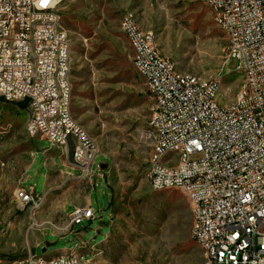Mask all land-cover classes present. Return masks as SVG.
Wrapping results in <instances>:
<instances>
[{
  "label": "rangeland",
  "instance_id": "1",
  "mask_svg": "<svg viewBox=\"0 0 264 264\" xmlns=\"http://www.w3.org/2000/svg\"><path fill=\"white\" fill-rule=\"evenodd\" d=\"M127 11L143 29L154 31L180 73L204 79L219 75L222 103L231 101L241 86L238 62L226 55V36L211 7L201 0H65L62 24L72 42V114L99 145L96 161L105 164L96 169L97 185L91 191L96 218L75 227L81 236L69 232L63 214L69 182L64 177L48 178L46 196L36 211L21 204L15 192L24 174L25 187L37 184V192H43V153L32 158L36 144L40 149L51 144L47 139L37 143L27 132V107L0 100V264L33 251L51 258L75 247L79 237L95 246L88 253L78 249L86 259L94 256L92 264L204 262L190 232L188 196L180 188L153 190L145 177L151 151L144 136L150 98L121 28ZM73 184L72 198L82 204L83 187L89 183L82 178ZM70 209L67 206L66 212Z\"/></svg>",
  "mask_w": 264,
  "mask_h": 264
},
{
  "label": "built area",
  "instance_id": "2",
  "mask_svg": "<svg viewBox=\"0 0 264 264\" xmlns=\"http://www.w3.org/2000/svg\"><path fill=\"white\" fill-rule=\"evenodd\" d=\"M65 0H0V100L27 101L33 135L37 128L53 133L48 140L64 148L62 126L81 130L72 162L80 177L97 185L96 158L100 148L89 132L71 121L73 83L71 52H66L67 30L57 35L53 20L63 19ZM213 10L214 21L227 39L228 60L243 68L245 88L222 103L221 77H181L166 56L153 30H139L131 11L123 14L122 30L133 51V64L144 78L150 98L147 123L157 127L148 138L151 151L145 177L154 187L180 188L191 202L193 238L207 241L209 264H264V0H201ZM48 16V26L39 18ZM33 41V48H26ZM14 61H26L25 70ZM70 67L67 80L59 71ZM71 142V140H70ZM22 187V186H20ZM22 205L35 210V200L46 196L25 188L15 192ZM69 232L96 218L91 206H76L69 215ZM83 242L72 257L57 255L52 263L29 254L4 264H92L81 255Z\"/></svg>",
  "mask_w": 264,
  "mask_h": 264
},
{
  "label": "bare ground",
  "instance_id": "3",
  "mask_svg": "<svg viewBox=\"0 0 264 264\" xmlns=\"http://www.w3.org/2000/svg\"><path fill=\"white\" fill-rule=\"evenodd\" d=\"M132 13V12H131ZM134 17V24L138 25L139 30H145L143 29L136 16L134 13H132ZM63 19H56L53 20V28L57 29V35H64V30H66L63 27ZM39 26H48V16H41L39 18ZM121 28L122 30H125V23H124V17H122L121 20ZM71 47H72V42L71 40H66L65 43V50L66 52H71ZM26 48H33V41H26ZM72 59V58H71ZM0 68H9V61H7V58L5 56H0ZM26 68V61H14V69L18 70H25ZM237 70L242 73L243 76V82L241 84L240 88H245L246 86V79L244 77V72L243 68L237 67ZM181 74V77H192L196 75H188V74ZM67 75H70V67H63L62 71H59V80H67ZM199 79H204L200 76H198ZM211 79V78H209ZM239 89L237 93L239 92ZM72 98L73 94H71V105H72ZM29 111V110H28ZM71 121L77 122L76 119L74 118L73 114H71ZM80 127L84 130L87 131L81 124ZM27 132L29 133L30 136L33 135V126H32V120L28 121L27 124ZM36 135H41L45 137L48 140H53V133L51 131H45V128H37L35 132ZM147 136L148 138H156L157 137V127L153 125V123H148V128H147ZM74 138L75 143H82V136H81V130H78L76 126H62V142H66V146H68L70 139ZM89 140H91L92 143H97L89 134ZM65 147V146H64ZM100 154V152H99ZM72 155H75V144L73 148ZM149 183V182H148ZM167 187H154L153 190H165ZM18 194H25V188L24 187H19L18 188ZM45 196H39L38 200H35V210L38 209V207L43 203ZM70 225L72 226V218L70 217ZM191 236H193V229H192V224H191ZM202 248L203 253H204V262L202 264H209L211 261V251H210V246H208L207 241H204L202 238H193ZM64 255V257H72V250H70L69 253L67 254H60ZM39 257H42V260H45V263H52L53 258H45L43 256H38L36 255V252H30V259H37Z\"/></svg>",
  "mask_w": 264,
  "mask_h": 264
},
{
  "label": "crops",
  "instance_id": "4",
  "mask_svg": "<svg viewBox=\"0 0 264 264\" xmlns=\"http://www.w3.org/2000/svg\"><path fill=\"white\" fill-rule=\"evenodd\" d=\"M34 138H36L37 143H38V141H40L42 139H46L45 137H43L41 135H36ZM70 140H71V142H69L68 146H65L64 148L54 147V146L50 145L49 147H46L45 149H40L39 146L36 144V150L34 151L33 158H32V160H33L39 152L43 153L42 165H44L45 185H44V190L42 193L45 192L46 183L48 181V178L51 177V175L54 176L55 180L56 179L58 180V178H60V177H64L65 180L69 182V183H67L68 187L65 190L69 196H67L68 199H67V201L64 205V209H63L64 216H67L69 219V223H68L69 229H71L70 216L69 215L72 213L73 209L76 206H91L92 207V198H91L92 186L90 184L88 186L86 185L85 187H83V191L85 192V200L83 201L82 204L76 203L74 201V199L72 198V193L76 189V187L74 186L75 184H73V183L75 182V180L78 182L82 181V178L80 177V172H79L78 167L72 162V152H73V148H74L75 139L71 138ZM97 165H100V168H105L104 163H98L96 161L95 162V168H97ZM100 176L103 177V173H101ZM26 180H27V176L24 174V177L21 181L22 187L32 189L35 193L41 194V193L37 192V184H30L29 187H25L24 184L26 183ZM77 189H79V186L77 187ZM67 206L71 207V209L69 210L68 213L66 212ZM94 220L95 219L86 220V221L93 222ZM112 222H113V220H112V212H111L110 219H109L110 228H111ZM78 232L80 233L79 236H81V234L83 233L80 230ZM68 233H66V234H68ZM51 234H52V236L58 235V234L53 233L52 231H51ZM65 235H63V236H65ZM45 236H46V232H45ZM107 236H106V238H107ZM59 237H62V236H59ZM79 239H80V241L78 244H80V242L84 243V246H81V249L86 250V253H88V251H90V250H94L95 246L94 247L90 246L88 243L85 242V240L82 239V237H79ZM70 250H72V249H70ZM70 250H61L60 252H58L54 256H52L51 258H53L57 255H60V254H67L70 252ZM81 255H86V254H84V252H81ZM90 258L93 259L94 256L92 255Z\"/></svg>",
  "mask_w": 264,
  "mask_h": 264
},
{
  "label": "trees",
  "instance_id": "5",
  "mask_svg": "<svg viewBox=\"0 0 264 264\" xmlns=\"http://www.w3.org/2000/svg\"><path fill=\"white\" fill-rule=\"evenodd\" d=\"M21 104V106L23 107H27V101H23V102H19Z\"/></svg>",
  "mask_w": 264,
  "mask_h": 264
},
{
  "label": "snow or ice",
  "instance_id": "6",
  "mask_svg": "<svg viewBox=\"0 0 264 264\" xmlns=\"http://www.w3.org/2000/svg\"><path fill=\"white\" fill-rule=\"evenodd\" d=\"M43 2L46 4L47 3V0H43Z\"/></svg>",
  "mask_w": 264,
  "mask_h": 264
}]
</instances>
